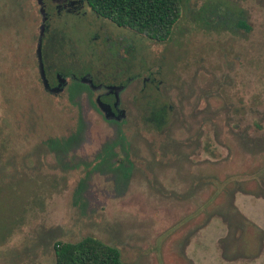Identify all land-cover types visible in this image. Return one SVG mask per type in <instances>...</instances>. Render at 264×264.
I'll use <instances>...</instances> for the list:
<instances>
[{
	"label": "rangeland",
	"instance_id": "374dc122",
	"mask_svg": "<svg viewBox=\"0 0 264 264\" xmlns=\"http://www.w3.org/2000/svg\"><path fill=\"white\" fill-rule=\"evenodd\" d=\"M180 3L165 42L106 22L117 43L109 49L91 40L92 17L57 16L47 0L46 39H58L53 57L44 44L48 65L104 75L125 67L126 117L113 120L87 87L70 83L59 95L44 89L40 7L0 0V264H55V243L86 236L117 248L122 264H170L181 230L170 227L184 215L169 212L168 177L191 172L204 180L209 161L224 166L236 146L264 141V0ZM153 108L166 112L160 131L145 120ZM200 163L205 169L196 172ZM234 166V180L249 179L247 163ZM253 188L239 185L237 207L263 230L246 228L242 216L241 234L250 243L245 254L264 257V200L242 197ZM173 263L190 264L179 251Z\"/></svg>",
	"mask_w": 264,
	"mask_h": 264
},
{
	"label": "crops",
	"instance_id": "0c3cea01",
	"mask_svg": "<svg viewBox=\"0 0 264 264\" xmlns=\"http://www.w3.org/2000/svg\"><path fill=\"white\" fill-rule=\"evenodd\" d=\"M235 148L237 152L235 150L233 152H236V155L232 156L230 162L224 161L226 163L224 166L213 165L212 161H209L211 164L208 163V167L204 166L209 172L204 180L198 178V175L192 177L191 172L185 177L180 176L181 179L178 178V181L176 177H168V180L173 182V195L170 197L172 201L170 199L168 201L170 203L169 212L171 213L170 210L173 209L174 215H184L170 227L172 232L181 228L176 240L172 241V245L177 243L178 250L174 251V248L169 247L170 264H174V257L178 251L183 257V263L190 264L263 263L259 258L264 257L258 256L257 251L251 256L245 254L246 249L251 250V248L250 243L247 246L248 243L242 240L241 233L244 230L240 224L242 216L248 224L246 228H259L260 230L263 228L261 224H257L258 220L241 213L237 207L238 197L235 193L242 191L238 189L239 185L240 187L241 185H253L255 191H249L242 197L264 200V141L251 138ZM243 162L247 163L249 171L245 177L249 179L241 183L240 180H234L231 175L235 168L232 166L236 164L240 166ZM203 164L198 165L199 170L196 172L205 169ZM156 190L160 192L159 189ZM157 198L159 204L165 201L163 197L157 196ZM224 223L227 225L224 226ZM191 227L193 229L189 231ZM248 231L250 230L246 229V232ZM194 235L197 236V241L193 239ZM207 237L209 238L206 242ZM261 244L259 246L264 247ZM161 246L163 247V243L160 244ZM259 246H256V249L262 248Z\"/></svg>",
	"mask_w": 264,
	"mask_h": 264
},
{
	"label": "trees",
	"instance_id": "16d2710c",
	"mask_svg": "<svg viewBox=\"0 0 264 264\" xmlns=\"http://www.w3.org/2000/svg\"><path fill=\"white\" fill-rule=\"evenodd\" d=\"M99 17L156 43L168 40L180 18V0H85ZM166 112L153 108L146 122L160 131ZM55 264H122L117 248L86 236L77 242L54 244Z\"/></svg>",
	"mask_w": 264,
	"mask_h": 264
},
{
	"label": "flooded vegetation",
	"instance_id": "af4514ba",
	"mask_svg": "<svg viewBox=\"0 0 264 264\" xmlns=\"http://www.w3.org/2000/svg\"><path fill=\"white\" fill-rule=\"evenodd\" d=\"M52 9L54 10L57 16L62 15H71L72 17L80 18V17H92L93 19L88 18L87 25L91 28H95L93 32V37L91 40L93 41H106L108 42L109 49L113 48L114 43L111 41V34L109 27L106 25V22H109L98 15H96L91 8L87 5L85 0H49ZM47 0H43L44 10L46 12V21L44 25V35L42 37V47H41V57L43 62V67L45 71L46 79L49 83L50 89L58 86V83L61 81V93L71 86L77 87H87L92 93H98L95 98V105H97L98 109L102 112L104 118L105 113L101 110L99 103L106 105L108 111L110 110L109 118L116 120L118 118L124 119L126 117V112L121 108V100L119 95L125 90L129 83V78L127 76V71L125 67L121 66V69H117L114 74L104 75L101 71L96 70L95 72L87 69H82V71L76 73L71 70L65 72L60 69V67H55L54 65H48L49 55L47 51H44V44L48 48H50V56L53 57L55 51H57L58 39L57 37H53L49 40L46 39L47 34L49 33L50 25V16L47 12ZM109 34V35H108ZM112 37V36H111ZM40 39V33L37 40ZM120 44L122 46V38L120 39ZM123 47V46H122ZM52 50V51H51ZM121 63L123 62V50H121ZM75 56V53H73ZM38 69H39V61L36 54ZM72 64V63H70ZM39 71V70H38ZM146 81H150L149 78L144 79V83ZM48 89L47 91H50ZM59 95V94H58Z\"/></svg>",
	"mask_w": 264,
	"mask_h": 264
},
{
	"label": "water",
	"instance_id": "95a60500",
	"mask_svg": "<svg viewBox=\"0 0 264 264\" xmlns=\"http://www.w3.org/2000/svg\"><path fill=\"white\" fill-rule=\"evenodd\" d=\"M36 1H37L38 6L40 7L39 12H40V15L42 16V24L40 27V39L38 41L36 54H37L38 61H39L40 79H41V82H42L44 89L48 90V89H50V86H49V83H48L46 76H45V71H44V67H43V63H42V57H41V45H42V37L44 35V30H45L44 25H45V21H46V12L44 10L43 0H36ZM61 87H62V83L60 81L58 83V86L50 89V91L52 93L58 94L61 91ZM99 106H100L101 110L105 113V116L107 118H109L110 110L108 111V109H107L108 107L106 105L101 104V103H99Z\"/></svg>",
	"mask_w": 264,
	"mask_h": 264
}]
</instances>
